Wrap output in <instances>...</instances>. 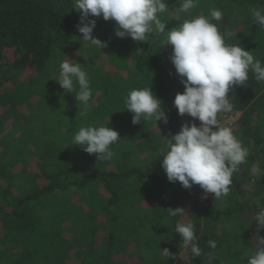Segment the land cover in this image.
I'll list each match as a JSON object with an SVG mask.
<instances>
[{
	"label": "trees",
	"instance_id": "obj_1",
	"mask_svg": "<svg viewBox=\"0 0 264 264\" xmlns=\"http://www.w3.org/2000/svg\"><path fill=\"white\" fill-rule=\"evenodd\" d=\"M166 2L161 18L168 29L219 9L223 19L213 22L231 33L226 42L264 62V28L249 12L264 8V0H199L188 13L178 11L181 0ZM81 16L73 0H0V264H206V255L192 257L181 247L178 220L195 224L213 264H244L245 253L258 247L244 215L264 207V83L250 73L245 85L230 90L233 111L220 118L238 115L228 127L249 157L227 196L205 199L198 185L169 182L158 157L167 136L193 121L173 103L185 89L170 60L172 46L163 49L155 37L119 38L112 20L90 17L97 21L93 36L108 42L98 49L80 38ZM67 57L90 78L93 107L86 116L74 93L55 80ZM151 87L168 122L133 124L124 99L133 88ZM88 125L118 130L111 160L69 145ZM247 192L251 200L241 199ZM177 207L185 214L170 217L167 209ZM165 248L175 257H164Z\"/></svg>",
	"mask_w": 264,
	"mask_h": 264
},
{
	"label": "clouds",
	"instance_id": "obj_2",
	"mask_svg": "<svg viewBox=\"0 0 264 264\" xmlns=\"http://www.w3.org/2000/svg\"><path fill=\"white\" fill-rule=\"evenodd\" d=\"M198 3L199 0H181L178 11L188 13ZM73 6L82 11L76 26L82 34L80 38L95 48L108 46L107 41L93 36L97 21L90 17L101 16L116 22L115 35L119 38L148 42L155 37L163 49L172 46L170 60L185 89L175 95L173 103L178 115L187 114L193 121L185 122L179 132L167 136L159 149L158 157L163 156L161 166L169 182H179L185 189L198 185L205 199L207 194H214L215 200L227 196L234 174L247 162L249 150L232 128L222 123L220 115L233 111L228 94L237 86L245 85L250 73L257 82L264 83V62L240 44L226 42L225 36L231 33H222L215 23L223 19V13L216 8L210 9L207 16L183 19L178 26L168 29V22L161 18L168 9L166 0H73ZM249 12L253 24L264 28V8L250 7ZM75 61L68 57L61 60L55 80L65 93H74L80 115L86 116L93 107V91L87 70ZM124 105L133 113V124L168 122L163 101L152 87L131 89ZM120 141L115 128L88 125L79 127L69 145H79L87 153L96 154L98 160L107 161L114 155L111 146ZM258 171L252 168L253 174ZM167 212L170 217H182L185 209L168 208ZM253 221L264 228V207L258 208ZM175 233L182 239L181 247L189 250L192 257L206 255V264H213L214 253L203 252L192 221L178 220ZM260 238L261 246L245 253L244 264H264V237ZM207 244L211 249L217 247L211 239ZM162 255L168 260L175 257L167 248Z\"/></svg>",
	"mask_w": 264,
	"mask_h": 264
},
{
	"label": "rangeland",
	"instance_id": "obj_3",
	"mask_svg": "<svg viewBox=\"0 0 264 264\" xmlns=\"http://www.w3.org/2000/svg\"><path fill=\"white\" fill-rule=\"evenodd\" d=\"M112 27L115 28L116 27V22H114V20H112ZM238 118V115H234L233 117H230L229 115H224L222 117L223 119V124L225 126H232L233 123L236 121V119ZM241 199L243 200H251L250 195L247 193H244L241 196ZM255 216V212L253 210H249L245 215H244V219L246 220V222L250 225L251 227V231H252V236L253 239L255 241V244L257 246H261L260 245V237H264V228H259L257 223L253 221V217Z\"/></svg>",
	"mask_w": 264,
	"mask_h": 264
},
{
	"label": "water",
	"instance_id": "obj_4",
	"mask_svg": "<svg viewBox=\"0 0 264 264\" xmlns=\"http://www.w3.org/2000/svg\"><path fill=\"white\" fill-rule=\"evenodd\" d=\"M255 186L257 185V183H255L254 184ZM254 185H247L246 187L248 188V190L250 191V192H253V190H252V187H254Z\"/></svg>",
	"mask_w": 264,
	"mask_h": 264
},
{
	"label": "built area",
	"instance_id": "obj_5",
	"mask_svg": "<svg viewBox=\"0 0 264 264\" xmlns=\"http://www.w3.org/2000/svg\"><path fill=\"white\" fill-rule=\"evenodd\" d=\"M230 117H233L232 115Z\"/></svg>",
	"mask_w": 264,
	"mask_h": 264
},
{
	"label": "flooded vegetation",
	"instance_id": "obj_6",
	"mask_svg": "<svg viewBox=\"0 0 264 264\" xmlns=\"http://www.w3.org/2000/svg\"><path fill=\"white\" fill-rule=\"evenodd\" d=\"M252 189H254V187H252Z\"/></svg>",
	"mask_w": 264,
	"mask_h": 264
}]
</instances>
